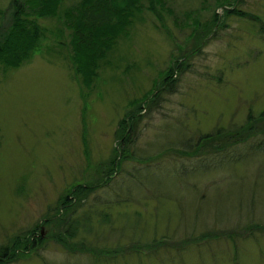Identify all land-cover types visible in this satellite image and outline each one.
<instances>
[{
    "label": "rangeland",
    "instance_id": "374dc122",
    "mask_svg": "<svg viewBox=\"0 0 264 264\" xmlns=\"http://www.w3.org/2000/svg\"><path fill=\"white\" fill-rule=\"evenodd\" d=\"M14 2L0 0V36ZM234 3L259 19L228 13ZM63 20L37 19L46 36L31 57L18 68L0 63V254L15 236L30 240L3 264H264V135L220 153L178 151L264 110V0L145 7L92 87L76 71ZM173 66L174 85L165 80ZM130 112L140 118L129 158L58 214L63 195L106 175ZM69 216L80 220L73 238L57 221Z\"/></svg>",
    "mask_w": 264,
    "mask_h": 264
},
{
    "label": "trees",
    "instance_id": "16d2710c",
    "mask_svg": "<svg viewBox=\"0 0 264 264\" xmlns=\"http://www.w3.org/2000/svg\"><path fill=\"white\" fill-rule=\"evenodd\" d=\"M64 1L21 0V2H14L15 10L11 25L0 36V63L3 64L5 69L20 67L31 57L46 36L45 29L41 27L37 19L51 16L64 17L63 24L70 31L71 56L74 63L77 62L76 71L83 77L85 86L92 87L99 74L102 61L115 48L119 38L127 33L135 15L142 13L145 7L154 14H162V10L166 9V0H148L147 4L144 3V0H80L62 10ZM216 1L218 6L222 7L225 2L227 3L230 0ZM235 5L236 3L232 5V9H228V13L232 12L241 16L248 15L259 19L258 16L252 13L239 11ZM214 19H218V13L214 15ZM205 33L206 31L202 35L205 36ZM196 35L198 36L200 33L197 32ZM175 69L173 66L167 72L166 83L169 84L172 81ZM174 80L170 84L174 85ZM141 101L142 99H135L131 104H142ZM138 107L142 108L140 105ZM138 115L136 112H130L119 121L116 137L119 140L120 150L117 147L115 148L114 156L110 160L108 168H106V175L102 176L99 184L78 185L74 193L70 190L63 195L54 207L58 214L61 208L72 209L70 211L78 208L81 205V202H79L81 199L86 198L101 183L110 181L119 170L118 159L126 160L129 158L131 152L128 153L126 146L136 141L135 126L140 118ZM261 135H264V110L258 116L250 112L242 126L220 127L213 132L200 135L197 140L190 139V144L178 148V151L183 156L191 157L200 156L207 152L220 153L236 144L247 142ZM170 146L173 147V145ZM137 150L138 146H135L132 152L134 153ZM141 158L143 159L144 156ZM71 219L72 221H69V216L57 220L59 226L64 229L67 238L76 237L79 229L80 220ZM48 222L49 220L46 221V223ZM77 222L78 227H76ZM214 233L216 232H206L200 237L210 238L213 237ZM219 236L221 235L218 234L214 237L218 238ZM27 237V234L15 236L11 244L2 246L0 264L6 263V258L11 256V253L12 257L14 256L13 259L19 257L20 253L17 252V248L28 247L30 240H26ZM10 250L12 252H9Z\"/></svg>",
    "mask_w": 264,
    "mask_h": 264
}]
</instances>
